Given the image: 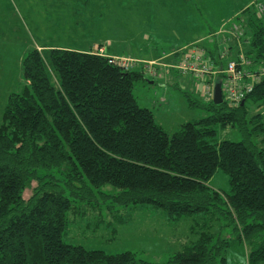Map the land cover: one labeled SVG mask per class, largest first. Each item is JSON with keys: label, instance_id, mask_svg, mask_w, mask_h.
<instances>
[{"label": "trees", "instance_id": "16d2710c", "mask_svg": "<svg viewBox=\"0 0 264 264\" xmlns=\"http://www.w3.org/2000/svg\"><path fill=\"white\" fill-rule=\"evenodd\" d=\"M259 4L245 12L244 54L249 70L264 71ZM23 75L26 85L9 96L0 126V264H227L236 242L247 247V264L264 263V117L248 106L264 108V76L244 105L190 99L208 116L170 135L134 96L142 68L95 52L56 49L45 58L33 49ZM218 125L243 140L213 144ZM219 171L230 179L229 194L208 186ZM108 186L118 203L158 207L175 221L200 218L195 241L165 263L66 243L75 199L91 203Z\"/></svg>", "mask_w": 264, "mask_h": 264}, {"label": "rangeland", "instance_id": "374dc122", "mask_svg": "<svg viewBox=\"0 0 264 264\" xmlns=\"http://www.w3.org/2000/svg\"><path fill=\"white\" fill-rule=\"evenodd\" d=\"M261 2L0 0V126L9 96L21 92L26 85L23 61L30 51L38 49L45 58L51 50L65 49L95 52L113 59L108 57L111 51L123 57H114L116 62L129 60L130 70L141 69L138 63L145 64V78L135 84L134 96L139 106L151 110L156 123L172 135L182 125L208 116L203 107H192L190 99L202 105L212 100L203 96L201 82L169 69L156 70L150 63L176 60L178 57L165 59L175 48L181 50L180 54L200 52L205 60L222 58V54L235 58L240 50L248 48L245 12L260 3L255 9L259 12L264 7ZM149 71L159 74L152 77ZM248 106L251 116L264 117L263 107L253 103ZM216 132L213 144L243 140L235 128L218 125ZM259 141L254 138V142ZM54 175L63 179L59 172ZM208 186L223 195L231 193L230 179L221 171ZM101 192L103 195L97 193L91 203L75 199L78 209L69 214L66 243L108 254L131 252L139 260L165 263L192 244L200 232V218L197 222L189 217L171 220L158 207L116 202L118 190L111 186ZM226 233L230 234L231 229ZM248 252L245 245L236 242L227 253V264H247Z\"/></svg>", "mask_w": 264, "mask_h": 264}, {"label": "built area", "instance_id": "2783aa9c", "mask_svg": "<svg viewBox=\"0 0 264 264\" xmlns=\"http://www.w3.org/2000/svg\"><path fill=\"white\" fill-rule=\"evenodd\" d=\"M259 14H264V7L260 8ZM236 27L234 24L231 28ZM227 33L225 34V36ZM224 36V35H223ZM230 39L232 35L229 36ZM234 38V37H233ZM239 43V42H238ZM181 50L175 51L166 55L165 59L171 57H178L172 62L165 64V60L161 63H150L151 67L169 69L179 75L189 76L203 84V96L205 98H214V89L217 80L221 79V89L223 98L232 106H238L242 103L246 96L253 90L255 82L259 81L264 76L263 69L249 70L251 62L246 59L244 51L240 50L235 58H229L222 54V58L212 57L210 60H205L200 52L180 54ZM203 52V49H201ZM181 55V56H180ZM225 59V60H224ZM115 64H119L125 69L129 70V60L123 59L116 62L115 58L112 59ZM129 63V64H128ZM140 68L146 70L145 64L138 63ZM142 66V67H141ZM151 74V71H149ZM158 72V71H157ZM159 74V73H158ZM158 74H151L152 77ZM213 81V82H212Z\"/></svg>", "mask_w": 264, "mask_h": 264}, {"label": "water", "instance_id": "95a60500", "mask_svg": "<svg viewBox=\"0 0 264 264\" xmlns=\"http://www.w3.org/2000/svg\"><path fill=\"white\" fill-rule=\"evenodd\" d=\"M213 102L217 105L223 103V95H222V89H221V84H216L215 89H214V98ZM244 101L241 103V105H244Z\"/></svg>", "mask_w": 264, "mask_h": 264}, {"label": "crops", "instance_id": "0c3cea01", "mask_svg": "<svg viewBox=\"0 0 264 264\" xmlns=\"http://www.w3.org/2000/svg\"><path fill=\"white\" fill-rule=\"evenodd\" d=\"M185 48V47H184ZM180 50V49H179ZM103 51H104V49H103ZM175 51H178V49H173V51L171 52V53H173V52H175ZM83 52H87V51H83ZM122 52H124V51H122ZM110 54H108L109 56L108 57H116V58H123V57H120L121 56V54H119L118 52H115V53H111V51L109 52ZM171 53H169V54H171ZM101 55V54H100ZM103 55H105L104 53H103ZM105 56H107V55H105ZM156 59V58H155ZM158 59V58H157ZM167 62H172V61H167ZM264 264V263H263Z\"/></svg>", "mask_w": 264, "mask_h": 264}]
</instances>
